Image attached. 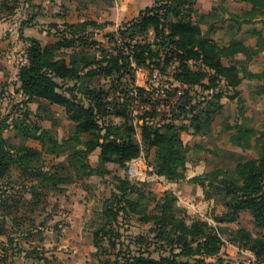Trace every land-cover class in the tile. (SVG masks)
I'll return each mask as SVG.
<instances>
[{"label": "trees", "instance_id": "obj_1", "mask_svg": "<svg viewBox=\"0 0 264 264\" xmlns=\"http://www.w3.org/2000/svg\"><path fill=\"white\" fill-rule=\"evenodd\" d=\"M68 1L75 4L71 6L76 11L88 9V0ZM242 1L250 5L243 13L246 20L259 17L264 27V0ZM196 2L153 0L136 16L105 33L102 41L95 35L106 23L83 13L76 15L78 22L48 23V33L56 38L50 45L23 36V29L35 14L19 27L20 36L27 42L26 63L18 69L24 102L58 105L72 126L70 134L59 139L42 124L30 122L31 109L20 115L0 114V188L14 165L22 177L37 179L35 185L26 187L34 204L44 189L60 191L75 178L111 174L110 197L104 200L99 222L91 231L98 264H206L226 241L264 260V121L260 130L244 125L246 107L239 93L245 79L264 86V61L250 63L264 51V30L253 26V44L242 40L220 44L201 29L202 16L192 18V13H197L193 9ZM20 4V0H0V19L12 16ZM62 8L65 16L71 13L69 5L62 3ZM239 53L245 58L236 60ZM140 68L167 79L157 82L158 87L153 78L149 88L136 85ZM220 82L230 91L228 97L237 99L238 107L234 122L221 125L218 133L230 131L229 145L241 150L254 148L258 156L237 155L231 168L214 167L189 180L202 187L205 198L217 197L221 202L223 211L212 216V224L189 218L184 209L176 207V195L171 191L157 197L148 183L111 173L106 165L111 162L125 168L128 161L143 156L151 174L169 182L184 180L190 155L204 148L197 136L212 128L213 115L225 95ZM194 86L204 92L193 94L190 90ZM8 128L14 130L18 143L3 135ZM182 133L190 136L187 142ZM29 140L38 141L41 148L29 146ZM96 149L98 159L92 165L88 157ZM62 152H68L73 177L41 164L43 154L58 156ZM22 201L2 200L1 206L11 210L0 214V235L5 234L7 223L13 233L18 231L26 213ZM21 210L23 213L18 214ZM244 210L251 215L253 230L221 225L237 222ZM129 218L149 228L129 233ZM28 220L32 230L35 220ZM8 243L12 255L26 252L12 237ZM26 253L49 264L41 253Z\"/></svg>", "mask_w": 264, "mask_h": 264}, {"label": "rangeland", "instance_id": "obj_2", "mask_svg": "<svg viewBox=\"0 0 264 264\" xmlns=\"http://www.w3.org/2000/svg\"><path fill=\"white\" fill-rule=\"evenodd\" d=\"M37 1V2H36ZM88 9L86 10H75L74 6L69 4L68 0H56V3H60V12H63L62 3L70 6L69 16H76L77 14L83 13L88 17L97 20L100 23H106L105 26L100 29L95 38L99 41H102L103 35L109 31H113L117 28V26L122 22L133 18L138 14V11L141 7L152 3L153 0H88ZM198 1V0H197ZM204 2V0H201ZM215 5L216 9H220V7L224 8L222 5L224 0H206ZM20 8L27 7L28 15L26 18L31 15L38 13H44L45 10L55 11V0L51 3H46L42 5V0H20ZM45 3V2H44ZM27 6H24V5ZM73 5H75L73 3ZM18 8L16 13L24 12V8ZM201 8V9H200ZM36 9V12L33 11ZM198 13H192V18L197 20V17L202 16L201 29L203 31H207L209 36L212 34H216L222 40L225 39V32L230 34L233 31L232 26L226 27L225 31H222L221 21L214 20L210 22L208 16L205 12H203V8L201 7V2L198 1L195 3L194 8ZM248 10V9H247ZM21 11V12H20ZM15 14V13H14ZM18 16V14H17ZM16 16V17H17ZM25 18V19H26ZM252 19L245 20L247 24H252ZM78 22V21H77ZM210 23V24H209ZM42 24H40L41 26ZM212 25V27H210ZM216 25V26H215ZM230 25V24H228ZM232 25V24H231ZM248 27L250 25H247ZM224 34V36H223ZM51 35L50 37H48ZM222 35V36H220ZM218 38L220 42L221 39ZM55 39V40H53ZM45 45L53 44L56 41V38L52 33H45L44 39H42ZM52 43H49L51 42ZM216 41V40H215ZM223 42V41H222ZM257 57V56H256ZM254 57V59L256 58ZM245 56L235 57L236 60L244 59ZM19 60V56H17ZM257 61V60H256ZM152 78L155 82V87H158L157 82L165 81L167 79L166 76H162L157 72H150L148 68H140L136 72V85H143L148 87V82L152 81ZM219 88L222 89L225 94L220 100V106L218 107V111L213 115V124L212 128L204 131L203 133L197 136V139L203 145L202 150H197L193 152L189 161L186 164L185 176L187 175L189 180L196 176L200 175L203 172L210 170L214 167H232L235 163V159L238 156L241 157H252L255 158L258 156L256 149L250 148L246 150H241L238 147L229 146L227 140L230 134V131H223L218 133L220 126L224 123L232 124L237 115V107L238 101L237 99H230L228 95H230V91L226 90L222 83H219ZM149 88V87H148ZM264 86H260L255 80H243V82L239 86V93L244 101V105L246 107V119L244 120V125L246 126H255L258 130L262 129L263 121H264V94H263ZM193 92L202 93L204 90L200 86H194L191 90ZM158 94V93H157ZM156 94V95H157ZM194 94V93H193ZM206 94V92H205ZM25 98L22 94L16 93L15 89L13 90V94H5L0 101V114H5L7 112H11L14 115H20L23 110L26 108L31 109L30 114V122L40 123L48 129L52 130L54 134L62 139L67 137L70 134V129L72 126V121L69 119L68 115L63 112V110L56 104H49L47 101L42 103L39 102H24ZM3 135L8 138L10 142L18 143L19 138L14 136V130L12 128H8L4 130ZM182 139L187 142V137L185 133H182ZM29 146L40 149L41 146L36 140L27 141ZM230 150V151H228ZM209 151H212L210 153ZM215 152V154H214ZM238 155V156H237ZM89 158V157H88ZM91 159V158H90ZM89 161L91 162V160ZM43 160V161H42ZM41 164L43 167H51L53 171H57L59 174L68 176H75V171L69 166L68 163V152H62L58 156L43 154L41 156ZM111 171L122 176L128 177L133 182H145L148 183V187L151 189L152 193H154L157 197L161 196L163 191L167 190V183L161 182L147 173L140 171V167L138 164L127 165L126 168H121L117 165L111 166ZM143 167V166H142ZM186 178V177H185ZM37 183V179L33 176L30 177H22L19 168L15 165L10 168L9 174L2 180L1 188H0V214H3L4 211H9L11 208H3L1 206L2 200L8 199H22L21 205H23L22 210H26L25 218L20 221V227L18 231L13 233L10 223L6 225V232L4 235H0V261L4 260L5 264H12V254H11V246L8 243L9 237L14 239V243L19 245L22 250L26 252H31L32 255L36 253L43 254L49 260V264H59V261L55 258H51L50 249L55 241L59 239V228L62 223V220H59L58 215L61 212V208H59V201L54 200L55 195L63 196L67 190L74 189L79 186L83 189L84 199L86 200L84 205V214L82 215L81 224L84 227L90 228L91 231L99 222L100 212L102 211V206L104 204V200L110 197L112 191V179L111 174L103 177L97 175H91L82 179H73L72 182L61 186L60 191H50L48 189L43 190L42 195H37L34 199H37V204H34L33 196L27 190V185H35ZM167 187V188H166ZM180 195H182L180 193ZM204 199H207L204 197ZM210 203H204L203 201H199V199L195 198L192 203L188 204H178L175 203L176 207L184 209L187 216L189 218L196 216L199 212L196 213V210H200L201 212H205L208 216L215 215V211L220 210L219 206H221V202L217 197H213L209 199ZM200 202V203H199ZM149 207L154 205L153 201L148 202ZM199 205V206H198ZM9 209V210H8ZM21 210V211H22ZM18 212V214L23 213ZM33 218L34 224L33 229L30 230L29 220L28 218ZM44 222V225L40 224V222ZM189 221V220H187ZM9 222V221H8ZM213 223V221H209ZM240 225H243L248 228L251 227V223L249 221V215L247 213H243L241 215ZM236 224H231L230 227H234ZM47 227H52V231H46ZM129 233H139L145 231L149 228L148 224H140L136 222L134 219L129 218L128 225H126ZM3 247L5 249H3ZM23 252L20 254L26 255L28 253ZM19 255V254H17ZM228 264V263H227Z\"/></svg>", "mask_w": 264, "mask_h": 264}, {"label": "crops", "instance_id": "obj_3", "mask_svg": "<svg viewBox=\"0 0 264 264\" xmlns=\"http://www.w3.org/2000/svg\"><path fill=\"white\" fill-rule=\"evenodd\" d=\"M52 1L54 0H42V5L46 3L49 4ZM198 1L201 2V7L204 10L203 12H205L208 16V19L205 18L206 21L210 20V22H212L214 20L222 19L220 24L223 27L222 31H225L226 27L232 26L233 31L230 34H227L225 32V36L223 34L225 39L223 40L216 34L211 35V38H213L220 44H228L235 40H242L253 44L255 37L252 36V34L250 33L253 26L258 29L264 30L262 23L259 21V17L253 18L251 20L253 21L252 24H247L245 22L247 18L243 16V13L250 8V5L245 1L224 0V2H222V5H224L225 7H220V9H216L215 5L213 6V3H210L209 1ZM151 4L152 3L148 5ZM148 5H145L144 7ZM24 6L27 5L25 4ZM55 6V11L48 10V7V9L41 14L36 12L35 9L33 13L38 14L28 24V26H25V28L23 29V36L35 37L40 40L41 44L45 45V42L42 39H44L45 33L48 34L46 26L48 23L55 22L61 25L64 22L74 23L79 21V18H77V16H65L63 12H60L59 9L61 5L60 3H56V0ZM144 7H141L140 9ZM22 8H24V12H15V14L8 18L0 19V101L2 100L5 94L11 93L12 95L14 89L16 93L21 94L19 89L20 83L18 80V69L21 65L26 63L25 48L27 46V42L24 40L23 37L20 36L19 27L21 25V22L26 18V16L29 14L28 12L30 11H28L29 6H27L26 8L22 6L20 9ZM40 24L42 25L40 26ZM247 25L250 26L248 27ZM210 27H212V25H210ZM50 36L51 35H49L48 37ZM218 38L221 39L220 42L218 41ZM49 43H52V41ZM17 56H19V60L17 59ZM240 56L244 55L239 53L235 57ZM256 60L264 61V51H260L257 54V57L251 60L250 63H256ZM185 135L188 141L190 139V136L186 133ZM89 159L91 160L92 165H95L97 163L98 149L94 150L89 154ZM135 163L142 164V158L133 159L127 164L130 165ZM112 165L117 164L109 162L106 165L110 171ZM111 173L113 172L111 171ZM154 178L161 182L167 183V190L171 191L172 193H174V195H176L175 203L185 205L188 203H192L195 198H198L201 202L203 201L204 203H210L209 199H204L202 187L197 183L189 181V177L187 175L184 180H181L179 182H169L163 177L156 175H154ZM83 192V189L77 186L74 189L72 188L67 190L63 196L55 195L54 197V200L57 199L59 201V208H61V212L58 217L59 220H62V224L59 225V239L53 243L50 249V254L51 258L53 257L59 261V264H98L97 257L95 256L96 248L92 243L91 229H88L84 227L83 224H81V221L83 219L82 215L84 214V205L86 202V200L84 199ZM180 193L182 195H180ZM219 208L220 210L215 211V215H220L222 213V205L219 206ZM197 212L199 213L191 218L198 217L207 220L208 222L213 221L212 224H215V221L213 220L212 216H208L207 214H205V212H201L198 209L196 210V213ZM243 213H247L249 215V221L252 227L246 228L253 230L254 226L251 220V215L246 210L240 213V217L237 222H226L221 223V225L227 226L229 228H237L243 226L239 224L241 215ZM231 224L236 225L234 227H230ZM46 229V231H52L53 228L47 227ZM11 260L12 264H44L43 261H38L37 259L31 256H25L23 254L12 255ZM206 262V264H264V260L258 259L254 253L248 250L240 249L238 246L227 241L222 246L219 254L215 257L207 258ZM5 263L4 260L0 261V264Z\"/></svg>", "mask_w": 264, "mask_h": 264}, {"label": "built area", "instance_id": "obj_4", "mask_svg": "<svg viewBox=\"0 0 264 264\" xmlns=\"http://www.w3.org/2000/svg\"><path fill=\"white\" fill-rule=\"evenodd\" d=\"M137 158H142V160H143V163L142 164H138V163H135V164H138L139 166H141L140 168V171L141 172H143L142 170H144L145 171V173H147V174H149V175H151V176H154V175H156V174H151L150 173V171H151V167H149L148 166V164L146 163V161H145V159H144V157L143 156H139V157H137ZM134 159H136V158H134ZM133 160V159H132ZM131 161V160H130ZM129 162V161H128ZM127 162V163H128ZM139 162V161H138ZM135 164H130V165H133V166H135ZM127 165L128 164H126V167H127ZM143 166V167H142ZM125 167V168H126ZM156 176H158V175H156ZM161 177V176H160Z\"/></svg>", "mask_w": 264, "mask_h": 264}]
</instances>
